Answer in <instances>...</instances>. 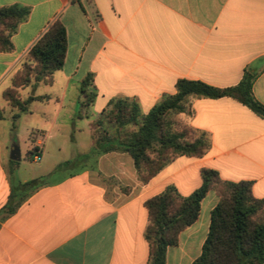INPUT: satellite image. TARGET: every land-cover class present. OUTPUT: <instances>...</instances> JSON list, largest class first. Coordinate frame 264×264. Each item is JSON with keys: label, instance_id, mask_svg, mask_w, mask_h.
I'll use <instances>...</instances> for the list:
<instances>
[{"label": "crops", "instance_id": "0c3cea01", "mask_svg": "<svg viewBox=\"0 0 264 264\" xmlns=\"http://www.w3.org/2000/svg\"><path fill=\"white\" fill-rule=\"evenodd\" d=\"M13 5L31 14L12 38L14 50L0 53V211L11 194L9 145L18 120L29 125L32 151L42 159L48 143L60 150L62 138L71 136V126L59 121L68 101V118L87 121L74 126L72 140L89 150L90 125L114 100H135L147 115L176 93L182 79L228 88L248 69L257 75L253 94L264 105V0H0V8ZM56 20L67 30L65 65L52 85L33 84L24 99L43 96L40 87L51 86L57 114L50 118L49 109L34 101L30 113L15 119L19 112L4 92ZM89 74L96 97L87 117L78 118L81 83ZM193 109L190 125L211 140L204 157H179L143 184L129 154L102 155L95 168L40 188L0 222V264H148L146 201L169 186L192 195L203 183V169L223 181L251 183L253 195L264 200V119L230 97L195 99ZM218 202V194L209 192L198 220L168 249L167 264H193L201 256Z\"/></svg>", "mask_w": 264, "mask_h": 264}, {"label": "trees", "instance_id": "16d2710c", "mask_svg": "<svg viewBox=\"0 0 264 264\" xmlns=\"http://www.w3.org/2000/svg\"><path fill=\"white\" fill-rule=\"evenodd\" d=\"M30 14L29 8L19 5L0 8V53L14 50L12 38ZM66 58L67 30L56 20L30 49L12 77V87L4 92L5 101L19 112L15 119L22 113H30L32 102L50 101L49 96L23 99L20 91L37 83L52 85L54 74L63 69ZM256 79L257 75L248 69L237 86L228 88L182 79L176 84V93L164 97L147 115L142 114L135 100L116 99L91 123L94 145L82 158L93 159L97 165L102 155L129 154L138 180L146 184L177 158H202L209 152V136L190 125L195 99L230 97L264 119V105L253 94ZM93 86L94 76L89 74L81 83L78 118L87 117L95 101L96 94L91 91ZM3 114L0 109V120ZM77 162L78 159L63 162L51 175L25 183L14 181L15 167H12L9 172L11 194L0 211V222L14 215L34 192L52 183L48 177L64 172ZM201 175V187L188 197L169 186L146 201L148 264H167L168 249L177 246L180 234L198 220L202 203L211 191L218 194L219 202L211 213L210 230L202 254L193 264H264V200L253 195L249 182L223 181L211 169H203ZM69 176L73 173L65 174L63 178Z\"/></svg>", "mask_w": 264, "mask_h": 264}, {"label": "rangeland", "instance_id": "374dc122", "mask_svg": "<svg viewBox=\"0 0 264 264\" xmlns=\"http://www.w3.org/2000/svg\"><path fill=\"white\" fill-rule=\"evenodd\" d=\"M12 87V85H11ZM32 90L31 88H26L24 90L20 91L21 97L24 99L28 93H30ZM39 92L43 96H49L54 92V88L51 86H41ZM47 94V95H46ZM50 97V96H49ZM49 102H40L38 104L39 106L47 107L50 111V118H54L57 114V111L59 109V105L56 102V99L54 97H50ZM70 101L67 102V105L65 109L59 113V121L66 124L69 128L71 126L70 132L71 136L66 134L67 136H64L62 140L63 146L60 150L56 149V145L54 142H50L47 144L46 151L44 153V156L40 161H35L34 157L36 155L35 152L32 151V142L31 139H29V129L28 124H24L23 122H20L19 120L15 123V131L12 133L13 141H11L9 145V155L11 152V148L14 145H18L21 152V160L16 164H11L12 167H15L16 172L14 174V181L18 183L22 180H32L35 178H40L41 175H43V172L50 167L53 164H60L66 161H74L78 159V162L73 167H70L66 169L62 173L54 174L50 177H48L49 182H55L60 180L64 177L65 174L68 173H77L82 171L86 168H95L96 164L94 163L93 159H83L82 156L88 154L90 152L89 146L86 143H81L79 146L75 144L72 140V133L74 131V126L81 129V127L85 126L87 121L86 120H79V121H71L69 117V112L71 110ZM15 113L17 110H14ZM79 111V107H78ZM77 111V114H78ZM77 116V115H76ZM37 116H33V118H26V119H36ZM67 130L64 129V132ZM69 131V130H68ZM84 135V134H82ZM89 141V138L88 140ZM32 152V153H31ZM45 174V173H44Z\"/></svg>", "mask_w": 264, "mask_h": 264}, {"label": "water", "instance_id": "95a60500", "mask_svg": "<svg viewBox=\"0 0 264 264\" xmlns=\"http://www.w3.org/2000/svg\"><path fill=\"white\" fill-rule=\"evenodd\" d=\"M10 159L15 162H19L21 160V152L18 145H13L11 148Z\"/></svg>", "mask_w": 264, "mask_h": 264}, {"label": "built area", "instance_id": "2783aa9c", "mask_svg": "<svg viewBox=\"0 0 264 264\" xmlns=\"http://www.w3.org/2000/svg\"><path fill=\"white\" fill-rule=\"evenodd\" d=\"M36 153L35 157H34V160L35 161H40L41 160V155L39 153V151H34Z\"/></svg>", "mask_w": 264, "mask_h": 264}]
</instances>
